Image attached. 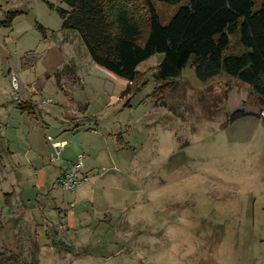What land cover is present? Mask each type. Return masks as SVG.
<instances>
[{
	"label": "rangeland",
	"instance_id": "obj_1",
	"mask_svg": "<svg viewBox=\"0 0 264 264\" xmlns=\"http://www.w3.org/2000/svg\"><path fill=\"white\" fill-rule=\"evenodd\" d=\"M158 8L164 23L175 12ZM60 9L68 10L64 0H0V250L21 252L30 261L38 243L41 264H264V115L258 99L226 75L201 83L188 67L157 100L152 70L163 54L140 64V72L151 70L146 85L122 98L129 81L91 59L81 35L63 29ZM242 108L249 115L230 123ZM79 111L84 120L63 132ZM35 122L53 138L64 135L72 154L78 130L86 133L87 145L94 144L98 128L128 135L132 199L110 217H97L98 233L71 234L66 223L35 213L44 204L35 185L38 166L22 143L29 132L38 136ZM43 155L50 168L61 159L54 164ZM98 156L90 153L85 163ZM18 187L26 206L14 196L11 211L5 194ZM60 241L66 246L54 245Z\"/></svg>",
	"mask_w": 264,
	"mask_h": 264
},
{
	"label": "trees",
	"instance_id": "obj_2",
	"mask_svg": "<svg viewBox=\"0 0 264 264\" xmlns=\"http://www.w3.org/2000/svg\"><path fill=\"white\" fill-rule=\"evenodd\" d=\"M60 9L63 29L76 31L91 59L129 81L122 98L136 94L148 81L138 67L155 55L163 60L153 68L157 89L154 97L165 99L191 67L201 83L226 75L246 85L258 99L264 115V0H64ZM175 9L163 22L158 5ZM18 12L12 13L11 27ZM46 31L42 26L39 27ZM26 102L21 104L27 108ZM32 105V104H31ZM30 105V106H31ZM131 106L130 101L126 104ZM34 108V106H31ZM249 114L238 109L235 122ZM264 118V116H262ZM11 195H5L10 203ZM56 246H66L55 242ZM41 247L34 243L31 260L21 252L0 250V264H41Z\"/></svg>",
	"mask_w": 264,
	"mask_h": 264
},
{
	"label": "crops",
	"instance_id": "obj_3",
	"mask_svg": "<svg viewBox=\"0 0 264 264\" xmlns=\"http://www.w3.org/2000/svg\"><path fill=\"white\" fill-rule=\"evenodd\" d=\"M25 114L26 113L21 112V117H24ZM75 115L80 117H78V119L75 121L66 122L69 123L70 126L68 129L65 128L63 132L73 131V127L76 126L73 125L74 122H82V120L85 118V115L82 111L75 113ZM28 116L30 117L31 115L28 114ZM44 123L46 125L45 121ZM41 125L42 126H40L39 122L33 123V128L35 132L37 131L38 136H36V134L33 135L32 132H29V135L27 136V142H22L25 146H27L28 151L32 152L31 161L33 166H38L35 185L41 190V195L38 197V200H42L44 204L42 205V211L37 210L35 213L40 212L38 214L53 218L54 222L61 221L66 223L67 228L69 229L68 233L71 234L73 231H80L83 229H85L87 233H98L96 224L100 220L97 219V217H100L101 215H104V217H110V211L123 210L127 205V200L132 199V156L129 152L130 148H132V145L129 141H126L127 134H124V131H121L120 133L110 132L103 131L101 128H98L92 132L95 135V140H93L94 144L87 145L84 142L86 133L84 131L78 130L77 132H74L75 135L71 138L74 145H76V154H72L68 150L69 145L67 144V139H64V137L61 138L64 135H55L53 138L52 135L48 134L49 128L42 123ZM5 134L12 135L9 129H6ZM68 134L69 133H66L65 135ZM49 136L53 138V141L48 139ZM97 136L98 138H96ZM44 137L47 139V144H44ZM18 138L19 136H17V139ZM13 141V137L9 139L10 144L14 143ZM53 142L62 144L64 143L65 147L63 149L60 162L53 168H50L46 167L44 164L43 154L45 153L46 156L50 158V153L53 151ZM12 146H10V151L12 150L14 153L22 151L20 147H17V150H15L12 149ZM65 149L66 152L68 151L66 157L64 156ZM90 153H97L99 156L95 160H90L86 164L85 159L86 157L88 158V156H90ZM78 156H84L83 177L85 178V182L77 192L72 193V195L67 197L65 194L66 191L62 188H58L62 189L58 190L56 188L57 184L55 186V183L63 171H67L72 168L74 161ZM107 163L109 166L107 169H109V171L105 173L104 165ZM101 169L103 171H101ZM112 171L114 174H110ZM54 175L56 176L55 183L51 184L50 179ZM20 176L22 177V175ZM19 179L20 178L18 174L17 186L21 184V180L19 181ZM47 186H49L48 192L45 191ZM23 191L24 190H21L20 187H18L13 189L12 192L5 194L11 195V204L7 203L9 210L11 209V211H13L15 207V199L13 200L14 196L17 201L21 202L20 205L22 207L26 206V204L23 202ZM58 201L61 205L58 204ZM90 224H92V226ZM94 224L95 226L93 227Z\"/></svg>",
	"mask_w": 264,
	"mask_h": 264
},
{
	"label": "built area",
	"instance_id": "obj_4",
	"mask_svg": "<svg viewBox=\"0 0 264 264\" xmlns=\"http://www.w3.org/2000/svg\"><path fill=\"white\" fill-rule=\"evenodd\" d=\"M14 83L17 84V78L14 77ZM53 141L52 137H49ZM65 144L53 142V152L50 156V161L55 163L58 161L63 153ZM84 156H80L76 164L70 170L63 171L57 180V183L67 192H76L78 188L85 182L83 177Z\"/></svg>",
	"mask_w": 264,
	"mask_h": 264
}]
</instances>
